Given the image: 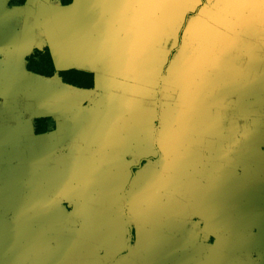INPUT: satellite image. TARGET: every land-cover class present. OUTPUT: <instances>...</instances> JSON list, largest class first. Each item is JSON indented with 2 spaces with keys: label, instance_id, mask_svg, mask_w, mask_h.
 Returning a JSON list of instances; mask_svg holds the SVG:
<instances>
[{
  "label": "water",
  "instance_id": "obj_1",
  "mask_svg": "<svg viewBox=\"0 0 264 264\" xmlns=\"http://www.w3.org/2000/svg\"><path fill=\"white\" fill-rule=\"evenodd\" d=\"M9 1L10 0H0L1 4L4 3L3 7L6 9L5 11H1L0 28H3V31L7 33L8 38L6 41L9 47L17 48L15 52L18 58L17 80L15 83L10 82V77L8 76L4 78L5 81L0 84L1 97L4 99L6 106L19 108L21 103L20 100H23L21 105H24V108L35 107L36 112L42 114H36V116L33 117L34 119L42 117L55 118L54 111L57 108H79L82 110L83 115L86 112L90 113L88 111L98 104L103 107V109H110L111 107L119 108L123 107L121 104L122 99L126 101L125 105L128 104L125 107H137L145 110L146 114H150L153 110H156L157 105L155 102L158 100L156 97L157 93H153L150 97L146 95V91L141 89L145 87V89L154 91L157 89L154 83L152 85H145L139 82H130L128 87L133 86V89H136L137 92L131 91L133 89H124L126 95L119 94L120 102L118 99V102L115 103L116 105L114 104L113 106L106 105L104 100H98L96 97H98L99 90L104 92L102 97L108 94L109 90L115 89V87L120 92L118 87L122 85V82H116L118 80L128 83L129 81H127V79L131 80L133 77L138 78L139 75L143 74L151 78L160 77L161 72L158 70H163L166 66L169 69L171 66L167 62L168 57L165 55L167 46L171 51H177V46L179 44L178 36L180 33H184L187 38L182 40V46H179V51L181 53L179 57L174 60V62L179 61V67L183 65L188 67L191 65L193 66L194 62H212L214 63L213 66H217L220 63L223 53L225 52L226 56H229L234 52L233 48L231 50L227 48L220 51L218 48H195V46L208 44L218 45L220 43L234 45L240 43L241 39L239 38H248L250 34L240 35V33L236 32L235 35H229L222 33V31H230L231 29H264V13H261L262 15L257 13L256 10L259 8L258 5L260 4L253 0L247 7L241 4V0H235L233 4H223V2L216 0L212 2L211 8L213 9V13H217L219 16L215 15L214 19L211 21L202 17V14H200L201 9H198V7L194 10L183 12V18L175 21L176 30L174 35L167 34L170 29L168 31L165 27L169 25V21H164L163 19L160 22L162 24V33L155 37H150L148 35L149 30L143 28V15L131 18L130 14L129 20L114 19L115 14L107 10V6L101 3L103 2L102 0H72L69 5L65 6L56 4L52 2V0H45L47 7L55 10L54 12L60 14V11L65 10L68 19L72 20L74 25L72 30L69 31L66 29L67 24L65 20L59 23L61 26V33L56 38L58 40L56 43L58 46L57 52L62 55V60L56 63L50 46L45 42V24L44 19L42 21L41 15L33 13L27 15L32 22L31 24L35 25L36 32V34L32 35V41L29 43L27 34H23L25 29H23V27L21 28L20 25L21 20L25 19L26 14L19 12L29 4V0H25L22 6L12 7L7 5ZM97 1L99 4H97ZM37 2L41 3L39 0L35 1V3ZM182 7H184L183 4H177L178 9ZM248 9L250 10L248 11ZM252 11H254V13H252ZM220 14L224 15L223 19L220 18ZM27 18L28 17H26V19ZM183 27L185 28L182 32ZM97 29L98 31L96 32ZM19 32H21V34H19ZM10 35L11 37H9ZM23 37L26 39L23 40ZM150 38L152 42L153 40L156 41L159 50L153 51V49H151L152 51H150V49L146 48V45L149 47ZM164 38L167 40L164 41ZM249 38H255L253 40H257L258 42L264 40V38L257 36V34ZM27 45H31V47L26 49ZM45 47L49 50L56 72L79 70L91 73L93 74L94 81L93 88L89 90L78 89L60 82L55 76L53 78H47L27 71L25 68L26 57L29 56L33 50H42ZM170 53L171 52H167L169 56ZM19 54L22 55L20 59ZM237 56V59L241 58L239 52ZM215 57L217 58L215 59ZM226 61H228V59ZM143 62H151L150 67L152 69L146 67L147 72L144 71L141 67ZM150 70L152 72H150ZM168 73L169 71L164 74ZM117 76L126 77L127 79L124 80ZM104 77L114 78L113 80L115 81H108V84H105ZM175 77V86L182 87L186 82V77L179 74ZM28 78H34L36 82L34 80L29 81ZM95 78L100 79L101 83L97 84ZM219 80V74L217 73L210 78V82H213V84H217ZM23 81L25 84H23ZM232 81H234V78ZM236 81V85L229 88L226 92V96H220L219 91L216 90V86L214 89L213 85L204 99L207 106V112H205V114L210 113L209 119L207 117L209 122L211 124H222L225 126L222 131H219L217 128H210L211 130L208 132L206 130L204 132L206 139L213 141V143L216 144L215 146L220 145L219 150L224 147L221 157H219V154L216 156L220 158L221 167L225 165L224 179L226 184L225 195L227 212L226 239H221L219 242L211 245L210 256L211 259L214 260L211 261V264H264V214L262 215V211L260 210V205L264 200V178L262 179V174H264V151L261 149L264 146V109L261 110L259 106L257 115H255V109L251 113L249 110H240L244 105V101H247L246 103L249 102V100H244L246 97L248 98V96H246L248 89L244 81L238 82V80H235V82ZM72 92L78 93V95H76V101H70L71 103L64 105L65 98L73 94ZM122 92L123 91H121V93ZM258 92L264 94V90L260 87L257 89V93ZM86 95L92 96L86 97ZM141 95H143V97H141ZM257 96L259 98L258 104L263 107L264 97H262L261 94H257ZM196 97L197 96H195V99ZM197 100L199 102L202 101V97ZM103 102L105 105L101 104ZM195 102L196 100H194L193 104H196ZM222 103H224L223 105L225 108L218 110V105ZM236 108L237 110L239 109V112L236 110L238 112L237 115H235L234 111ZM247 108H249V103L247 104ZM40 109L44 112H39ZM47 109H49V113H45ZM193 110L196 111L195 113H200L196 106L189 109L190 113H193ZM203 115L201 116V114H199L200 117L198 118H203ZM180 118L183 120L180 121ZM186 118L187 116L184 115V113L178 112L176 117L177 124H175L174 127L176 128V132L165 135L168 140H173L175 137L178 138L182 136L178 134L182 133L179 132V130L187 128L183 126V124H186ZM170 120H174L173 116H164L159 126L163 125L165 122L169 123ZM148 121L150 122L147 117V123ZM190 122L189 119V123ZM233 125H236L237 128L233 129ZM44 135L46 136L47 134ZM33 136L38 137L32 133V138ZM77 138H81L80 135H78ZM221 140H223L222 143L218 144L217 141L220 143ZM18 166L21 172H26V166L24 167L20 164H18ZM42 170L45 169L42 167L41 162L39 165V163L34 161L33 168L29 170L32 175L34 173L35 176L34 179L32 178V181L37 186L33 184V187H44V178H38L39 172L42 173ZM251 173L252 177L255 174L254 178H260L256 180V185H254V180H252L253 184L250 182ZM239 197L242 199L241 205L238 203ZM254 217H258L256 221L257 224H253L252 222L248 223ZM232 228L234 229L233 231L231 230ZM255 229L256 232H254ZM217 257H220L222 261H218ZM174 263V261L173 263L171 261V264Z\"/></svg>",
  "mask_w": 264,
  "mask_h": 264
},
{
  "label": "flooded vegetation",
  "instance_id": "obj_2",
  "mask_svg": "<svg viewBox=\"0 0 264 264\" xmlns=\"http://www.w3.org/2000/svg\"><path fill=\"white\" fill-rule=\"evenodd\" d=\"M16 54L11 60L6 52H0V84L7 76L10 82L17 80ZM35 63L38 65V60ZM1 96L0 92V264H170L171 261L211 264L214 261L210 256L211 245L226 239L225 165L219 168L217 178L215 173L203 168L201 160L186 161L185 149L173 150L171 165H163L160 154L151 162L144 157L130 164L124 177L114 182L118 169L113 163L109 188L101 189L99 194L98 190L91 192L92 199L85 206L87 210H83L82 189L65 184L67 155L75 159L73 149H66V145L76 141L61 140V147L54 155L55 148L49 144L43 150H34L32 133L51 135L57 130V120L40 118L36 125L31 118L27 122L31 138H23L18 133L19 108L6 106ZM4 119L10 123L5 125ZM51 121L53 128L48 131ZM202 134L188 139L179 133L184 136L167 143L205 146L206 135ZM156 143L155 149L159 151ZM35 151L42 157L48 180L53 173L56 188H43L47 197L43 204L35 202L38 198L33 197L32 190L27 204H22L12 195L17 188H3L1 183L17 172L18 164L26 166V172L20 171L24 174L33 168ZM74 164L70 162L69 167L73 168ZM147 165L154 169L150 174L145 172ZM139 171L144 172L142 177ZM193 171H197L194 176ZM217 185L218 190L214 187ZM52 192L56 195L51 196ZM114 197L121 199L119 204L113 203ZM260 206L263 215L264 200ZM257 219L254 217L248 223L257 224Z\"/></svg>",
  "mask_w": 264,
  "mask_h": 264
},
{
  "label": "crops",
  "instance_id": "obj_3",
  "mask_svg": "<svg viewBox=\"0 0 264 264\" xmlns=\"http://www.w3.org/2000/svg\"><path fill=\"white\" fill-rule=\"evenodd\" d=\"M93 1V0H92ZM103 4L107 6V10L111 13H114V19L117 20H129L130 14L131 18L138 17L139 15H143V22L142 26L144 29L149 30L148 35L157 36L161 35L162 31V24L160 23L163 19L164 21H169V25L165 27V29L169 31L167 32L168 35H174L176 30L175 21H178L183 18L182 13L188 12L190 10H194L198 7L201 9L200 14H202L203 18H206L208 21L214 19L217 13H213V9L211 8L212 2L216 0H102ZM220 1V0H219ZM235 0H229V2H223V4H233ZM254 2L258 3V9L255 10L257 13L262 15L264 13V0H253ZM252 0H241L242 5H246V7L253 2ZM183 4L184 7L181 9L177 8V4ZM94 4V3H91ZM97 4L99 2L97 1ZM187 4V5H186ZM262 4V6H261ZM201 5V6H200ZM112 6V7H109ZM200 6V7H199ZM252 7V6H251ZM246 9V8H245ZM260 9V10H259ZM239 10V9H238ZM250 9H248L249 11ZM121 12V15H120ZM254 13V11H252ZM262 13V14H261ZM138 14V15H137ZM221 15V19L224 18V15ZM229 15V14H228ZM91 16V15H90ZM204 20V19H203ZM124 29V27H123ZM3 28H0V46L2 49L0 52H6V56H9V59L12 60L16 49L15 47H9L7 43V33L3 31ZM172 30V31H171ZM98 29L96 30V32ZM235 31V32H233ZM261 31V35L264 36V29H258V32L255 30H239L231 29L230 31H222L224 34H236V32L240 33V35L250 34V36H254L255 33H259ZM249 36V37H250ZM11 37V35L9 36ZM244 38L241 39L240 43L234 45H227V44H208V45H200L195 46V48H218V50L222 51L225 49H229L230 47L233 48V51L239 52L241 54V58L237 59V54L235 55L236 58L226 56V53H223L221 56V60L219 65L213 66L214 63L212 62H199L193 63V66H185L179 67V61L171 62V66L169 68V73L163 75V70L159 69L160 77L151 78L146 76L145 74L139 75L138 78L133 77L131 80H128L126 77H119L121 79H127L129 81L126 83L125 81L118 80L116 82H122L118 88L120 92L115 87L113 90H109L108 94H105L102 97L103 93L101 90L98 92V97L96 99L104 100L105 104L108 106H113L115 103L120 102V95H126L124 89H132L133 86H130V82H139L145 85H152L153 83L157 87L154 91L143 89L146 91V95L152 96L153 93H157L156 97L160 94H164L163 98L158 99L155 104L157 105V110H153L150 114H146L145 110L139 109L137 107H125L126 101L122 99L121 104L123 107H111L110 109H103L99 104L90 109L84 115L82 114V110L79 108H57V113L59 110V116L55 117L58 121L59 126H62L64 123V127L67 125H72L71 133L67 134L68 138L74 133L75 144H67L66 149H73V154L75 155V159L73 156L67 155L66 159V175H65V184L67 186L71 185L77 188L82 189V208L83 210H87V205H89L88 198H91V192L98 190V194L101 189H107L110 186L112 181L110 177V170L114 167H111L110 164L116 163L118 169L116 173L118 175L115 176L113 179L114 182L120 178L124 177V173H126L127 168L130 167V164L139 162L145 157V153H149L146 149L147 146L155 147L158 142V150L157 154L161 156V163L164 165L169 160H171V154L173 150L178 151L181 149H185L183 156L186 158V161H189L191 158L192 161H200L204 165L203 168L208 170L209 172H214V165L218 164L217 172L219 170L220 158L221 154L224 151V147L220 148V145L215 146L216 144L213 143L210 139H206L207 142L205 146L200 144H189V145H173L171 143L168 144L167 142H172L168 140L165 135L168 133L176 132L175 124H176V117L178 112L184 113L187 116L186 118V128L185 130H179L185 134V137L190 139V137H200L203 136L206 130L207 132L211 130L210 128H217L219 131L224 130V125L222 124H211L209 122L210 113H206V103L205 97L207 93H209L210 88L214 85V89L216 86V90L219 91L220 96H226V92L229 90L230 87L235 86L237 81L246 84L248 92L244 100H249V108H247V101H244V105L240 110H249V112H253L255 109V115L259 112L260 109L263 110L264 106L258 104V96L257 94H261L264 97L263 93H257L258 87L264 90V40L258 42L257 40H253L255 38ZM154 39V38H153ZM152 44V45H151ZM153 46V47H152ZM156 41L149 39V47L146 45V48L153 49V51L159 50L157 48ZM228 59V61H226ZM151 62H143L141 67L144 71L147 72L146 67H150ZM227 66V67H226ZM184 67V69H183ZM218 67V68H217ZM151 68V67H150ZM154 68V67H153ZM161 68V67H160ZM217 68V69H215ZM152 69V68H151ZM156 69V67H155ZM154 69V71H155ZM157 71V72H158ZM150 72H152L150 70ZM219 74L220 80L218 83L210 82V78L214 74ZM108 74V73H107ZM183 75L186 78V82L182 87H176L174 83V77L176 75ZM135 75V74H132ZM125 76V75H124ZM104 83L108 84V81H115L114 78L104 77ZM176 78V77H175ZM229 78V79H227ZM234 78V81L232 79ZM96 83H101V80L95 78ZM201 81V82H200ZM230 81V83H229ZM125 83V84H123ZM116 84V83H115ZM129 84V85H128ZM121 91H123L121 93ZM131 91L137 92L136 89ZM73 93V92H72ZM80 93V92H79ZM87 93V92H86ZM129 93V92H128ZM195 93V94H194ZM201 93V94H199ZM89 94V93H87ZM120 94V95H119ZM187 94V95H185ZM78 93L74 92L70 94L69 97L65 98L64 105L67 103H71L70 101H76ZM196 99H195V96ZM92 95H86V97H91ZM202 97V101H198ZM129 100V99H128ZM194 100H196V104H193ZM101 103L102 105H105ZM119 104V103H118ZM224 103L218 105V110L224 109ZM63 105V107H64ZM116 105V104H115ZM184 106V107H183ZM196 108L200 113H195L196 111L193 110V113H190V108ZM183 107V108H182ZM182 108V109H181ZM201 109V110H199ZM235 111V115L238 112ZM242 112V111H241ZM91 114V115H90ZM203 115V118H198ZM172 117L174 120H170L169 123L165 122V127L162 125H158L161 123V119L164 116ZM254 116V115H253ZM147 117L150 120L148 122V127H145L147 122ZM208 117V119H207ZM255 117V116H254ZM190 119V123H189ZM153 120V122H152ZM146 121V122H145ZM158 127H157V126ZM237 126L233 125V129H236ZM236 131V130H235ZM66 132V130H65ZM84 132V133H83ZM201 133V135H200ZM80 135L81 138H77ZM184 136V135H182ZM257 137V136H256ZM153 141V144H152ZM223 140H221L222 142ZM34 142V141H33ZM218 144L219 141H217ZM152 144V145H151ZM184 146L185 148H183ZM224 146V145H223ZM113 147V149H112ZM264 151V146L261 148ZM154 151V155L155 152ZM219 154V157L216 155ZM113 158L115 161H113ZM185 161V162H186ZM70 162L74 164V167H69ZM189 162V163H190ZM95 163H97V168L95 169ZM109 164V165H108ZM170 164V163H169ZM209 165V167H208ZM154 169H151L148 165L146 166V173L150 174L153 172ZM238 173V171L236 170ZM142 173V174H141ZM143 171H139V177H142ZM236 173V175H237ZM76 175V176H75ZM264 178V174H262ZM252 177V173L250 175V182L256 185V180L260 179L259 177L254 178ZM139 180V178H138ZM69 184V185H68ZM116 185V184H114ZM66 186V185H65ZM119 188H123V186L116 185ZM106 187V188H105ZM215 189L218 190V185L214 186ZM86 193H85V192ZM90 192V193H89ZM104 195V194H103ZM117 197H120V194H117ZM106 196V195H105ZM226 197V195H225ZM92 199V198H91ZM109 199V198H107ZM104 200V199H103ZM121 201L120 198H115L113 203L119 204ZM86 206V208H85ZM84 219L87 216L83 215Z\"/></svg>",
  "mask_w": 264,
  "mask_h": 264
},
{
  "label": "rangeland",
  "instance_id": "obj_4",
  "mask_svg": "<svg viewBox=\"0 0 264 264\" xmlns=\"http://www.w3.org/2000/svg\"><path fill=\"white\" fill-rule=\"evenodd\" d=\"M35 1L36 0H29V4H27L24 9L19 11L20 13H25L26 17H28L27 19H26V17H25V19L22 18L23 20H21V23H20L21 28L23 27V29H25L23 34H27V39H28V42L30 43V41H32V35L36 34V32H35V25L31 24L32 22L29 20V16H27V15L32 14V13L36 14V15L40 14L42 17V21L44 19V24H45V27H44V30H45L44 34L46 35V41L45 42H47L48 45L50 46L51 52L53 54V57H54L56 63H59L62 60V55H60L57 52L58 46L56 43V41H58L56 38L61 33V29H60L61 26L59 23L64 22V20H65L66 24H67L66 29H68L70 31L74 27L73 22H72V20L68 19L67 12H65V10L60 11V14H58V13L54 12L55 10L47 7L45 0H39V1H41V3H38V2L35 3ZM3 6H4V3H2V4L0 3V19L2 17L1 11L6 10L5 7H3ZM7 17H8V15H7ZM32 27H33V29H32ZM184 28L185 27H183L182 32L184 31ZM28 30H29V32H28ZM239 30L240 29H237V31H239ZM255 31L258 32V29H256ZM260 33L261 32L255 33V34H257V36H259V37L264 38V36H262ZM19 34H21V32H19ZM29 34H30V36H29ZM186 38H187V36L184 35V33L179 34V36H178L179 44L177 46V51H171V49L168 48V46H167V52H171L170 56L167 54V52L165 53V55L168 57V61H167L168 64H171V62H174V60L179 57V54L181 53L179 51V46H182L181 42L183 39H186ZM25 39L26 38H24L23 40H25ZM239 39H244V38H239ZM166 40L167 39L164 38V41H166ZM164 44H165V42H164ZM19 46H21V45H19ZM28 47H31V45H27L26 49ZM231 49H232V47L229 48V50H231ZM236 54H238V53L234 51V52H232L230 57L236 58V56H235ZM20 56H22V55L19 54V59H20ZM16 57H17V55H16ZM216 58L217 57H215V59ZM16 59L18 61V58H16ZM168 71H169V69L166 66L163 69V75H164V73H166ZM28 80L32 81V80H34V78L33 79L28 78ZM34 81L36 82V80H34ZM23 84H25L24 81H23ZM163 96H164V94L163 95L160 94L157 97H158V99H160V98H163ZM141 97H143V95H141ZM142 99H144V98H142ZM20 101H21V103L23 102V100H20ZM21 103H20V107H19L20 112H19L18 116H16L17 120H18V124H19L18 125V127H19L18 133L20 135H22L23 138L27 137L29 140V138H31L32 135L30 134L31 133L30 125L27 122H28V120L31 121V118L35 117L36 114H42V113H37L35 107L34 108H24V105H21ZM50 103H52V102H50ZM54 110H55V108H54ZM156 110H157V108H156ZM39 112H44V111L42 109H40ZM49 112H50L49 109L45 110V113H49ZM54 114H55V117L59 116L58 115L59 110H58V113H57V110H55ZM181 120H183V119L180 118V121ZM152 122H153V120H152ZM9 123L10 122H8V119H4L5 125H8ZM71 127H72V125H67L66 127H64V123H62V126H59L58 121H57V130H55L51 135H46V136L44 135V136H38V137L33 136L32 140H34V142L32 141L33 142L32 144L34 146L33 147L34 150H39L40 148L43 150V148L45 147L44 145L49 144V145H51L52 148H55V152L53 153V155H54L55 153L58 152V149L61 147V140H67L68 141L69 139L74 138V133H72L69 138L67 136V134H70L72 131ZM145 127H148L147 122L145 124ZM65 130H66V132H65ZM30 135H31V137H30ZM1 137H3V136H1ZM58 142H59V144H58ZM152 144H153V141H152ZM149 146H147V148H146L149 151V153H145V158H146L147 162H151L153 160H156L157 156H158L155 147H149ZM45 151H46V149H45ZM154 151H156L155 155H154ZM33 156H34L32 158L33 162L34 161L37 163L42 162V157L38 156L36 154V151L34 152ZM170 162H172V159L169 160L167 163H170ZM216 163H220V162H216ZM19 168L20 167L18 166L17 172H13V174L16 173V175L12 174L11 177H8L7 179L3 180V182L1 183V187L5 188V187L11 186L13 188H17V191L16 192L13 191L12 195H16L18 201H20L19 203H22V204H27V198L29 197V195H31L30 191L32 190V191H34L33 192L34 194L32 193V195H34L33 197L38 198L37 200H35V202H37L39 204H43L44 198H47L45 193H43L44 192L43 188H48V187H51V188L55 187L56 188V186L53 184L56 181L52 178V177H54L53 173H52V177L49 178V180H48V177H46L47 173L45 172V170H42V173L39 172L38 178H40V179L44 178V181H43L44 187H33L34 182L32 181V178L34 179V177H35L34 173L32 175V173L30 171H28L27 173L24 174V173L20 172ZM217 168H218V164L214 165L215 170H214V172H210V173H215L214 177L218 178ZM197 171H193L195 173H192V175L194 176ZM52 179H53V182H52ZM9 182H10V184H9ZM11 183H12V185H11ZM35 186H37V185H35ZM55 195H56V193L52 192L51 196H55ZM88 202L90 203V198H89ZM120 205H123V204L121 203ZM121 209H125V208L123 207ZM118 216H120V214ZM170 264H171V262H170Z\"/></svg>",
  "mask_w": 264,
  "mask_h": 264
},
{
  "label": "trees",
  "instance_id": "obj_5",
  "mask_svg": "<svg viewBox=\"0 0 264 264\" xmlns=\"http://www.w3.org/2000/svg\"><path fill=\"white\" fill-rule=\"evenodd\" d=\"M24 2L25 0H14L12 1V3H10L9 1L8 6L9 7L22 6ZM52 2L65 6V5H69L72 2V0H52ZM37 56L39 57L37 58ZM25 60H26L25 68L29 72L47 78H53L55 76L60 82L78 89L89 90L93 88L94 81H93V74L91 73L83 72L79 70L56 72L47 47L43 48L42 50H36V49L33 50L32 53L26 57ZM36 60H38L39 62L38 65L35 63ZM42 118H47V117H42ZM37 119L40 118L33 119L34 124H36L39 121ZM52 126L53 124L51 121L48 131L52 130L53 128Z\"/></svg>",
  "mask_w": 264,
  "mask_h": 264
},
{
  "label": "snow or ice",
  "instance_id": "obj_6",
  "mask_svg": "<svg viewBox=\"0 0 264 264\" xmlns=\"http://www.w3.org/2000/svg\"><path fill=\"white\" fill-rule=\"evenodd\" d=\"M220 2H229V0H220Z\"/></svg>",
  "mask_w": 264,
  "mask_h": 264
}]
</instances>
